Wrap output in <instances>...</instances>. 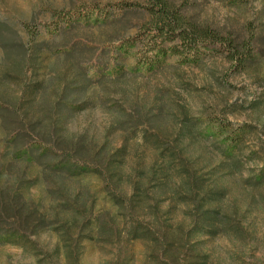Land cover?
<instances>
[{"label": "rangeland", "instance_id": "1", "mask_svg": "<svg viewBox=\"0 0 264 264\" xmlns=\"http://www.w3.org/2000/svg\"><path fill=\"white\" fill-rule=\"evenodd\" d=\"M122 1L143 4L0 0V116L55 121L54 105L66 97L75 106L60 115L64 132L120 152L114 183L137 203L108 204L96 178L34 190L65 234L45 231L29 250L0 246V264H264V0H170L242 39L263 26L260 54L236 74L214 53L197 65L170 59L155 73L137 71L134 53L121 56L117 47L140 31L141 12H117L100 25L70 22L82 8ZM213 121L242 130L234 152ZM12 129L0 117V143ZM206 211L215 215L203 223ZM94 219L103 224L87 229ZM130 220L147 233L133 235Z\"/></svg>", "mask_w": 264, "mask_h": 264}, {"label": "trees", "instance_id": "2", "mask_svg": "<svg viewBox=\"0 0 264 264\" xmlns=\"http://www.w3.org/2000/svg\"><path fill=\"white\" fill-rule=\"evenodd\" d=\"M183 6H176L170 0H143V4L122 1L82 8L70 22L100 25L112 20V14L117 12L137 11L146 15L140 31L117 47L121 56L134 53L133 68L141 73H155L170 59H175L179 66L197 65L205 54L214 53L223 56L231 65L232 74H236L243 72L260 54L257 31H262L263 26L253 27L249 37L242 39L183 14ZM113 62L114 66L118 64L117 59ZM74 106L67 103L66 97H61L54 105L55 121L28 118L19 111L13 120L6 111L0 116L4 125L13 127L7 139L0 143V246L29 250L35 246L33 238L45 231L59 229L65 234L60 226L61 218L52 214L44 199L36 200L31 195L37 189L47 194L50 186L58 183L96 178L100 181L99 194L104 195L108 204L136 208L137 203L119 194L114 183L117 173L113 170L120 152L110 155L105 148L96 149L83 138L70 137L64 132L60 115L65 108L71 110ZM212 124L224 137L227 151L234 152L242 144L240 128L233 129L227 122L213 121ZM260 182H264V171ZM219 195L222 196L215 194ZM206 198L207 195L201 197L199 202L203 204ZM66 206L74 207L73 204ZM211 213L215 215L212 211L205 212L206 217H201L203 223L210 220ZM102 222L91 220L86 228H95ZM130 222L135 224L134 220ZM199 226L206 234L214 230ZM195 231L197 228L192 232ZM146 233L135 224L133 235Z\"/></svg>", "mask_w": 264, "mask_h": 264}]
</instances>
